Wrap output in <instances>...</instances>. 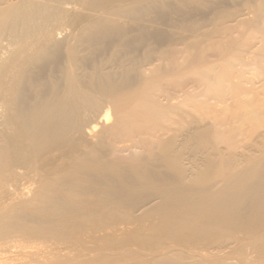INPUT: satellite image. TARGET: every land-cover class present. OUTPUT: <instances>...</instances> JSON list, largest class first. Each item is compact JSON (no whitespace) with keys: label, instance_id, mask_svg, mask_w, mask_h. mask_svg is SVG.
<instances>
[{"label":"bare ground","instance_id":"1","mask_svg":"<svg viewBox=\"0 0 264 264\" xmlns=\"http://www.w3.org/2000/svg\"><path fill=\"white\" fill-rule=\"evenodd\" d=\"M0 264H264V0H0Z\"/></svg>","mask_w":264,"mask_h":264}]
</instances>
